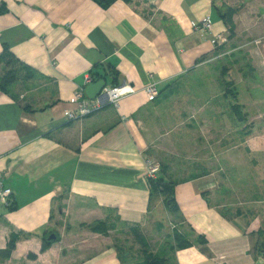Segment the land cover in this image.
Segmentation results:
<instances>
[{
  "label": "crops",
  "instance_id": "1",
  "mask_svg": "<svg viewBox=\"0 0 264 264\" xmlns=\"http://www.w3.org/2000/svg\"><path fill=\"white\" fill-rule=\"evenodd\" d=\"M261 3L117 0L102 7L97 0H0V56L8 46L40 75L21 79L11 93L0 88V177L14 205L0 199V264H145L137 229L146 249L168 264H264L257 217L249 222L242 212L224 213L230 208L219 203L229 183H264L254 170L264 156L258 126L264 125V9L255 13ZM223 4L236 11L234 35L220 16ZM207 17L214 24L206 32L198 26ZM228 58L232 71L248 74L246 88L239 75L228 76L229 87L214 82L211 64ZM3 72L0 63V82ZM88 73L96 75L92 83L128 82L136 93L119 108L67 121ZM152 81L160 95L150 100L145 87ZM226 86L237 97L226 96ZM234 103L243 106V121ZM242 123L251 126L240 130ZM233 149L246 159L235 161L240 181L221 180L214 159ZM169 155L206 159H195L203 168L176 185L177 211L164 212L147 160L158 158L171 176L169 159L161 158ZM244 177L252 179L247 186ZM175 233L189 245L179 246Z\"/></svg>",
  "mask_w": 264,
  "mask_h": 264
},
{
  "label": "rangeland",
  "instance_id": "2",
  "mask_svg": "<svg viewBox=\"0 0 264 264\" xmlns=\"http://www.w3.org/2000/svg\"><path fill=\"white\" fill-rule=\"evenodd\" d=\"M261 2L262 3L256 7L255 13H256V11L258 12V9L260 7H262V9H264V6H263L264 0H261ZM246 59H247V57L245 58V60ZM252 61H250V59H249V63H251L250 65L254 66V61H253V63H252ZM233 62H234V60H233ZM249 63H247V64L249 65ZM211 66L213 67V69L217 68L215 73H214V80H215L214 82H216V84L217 83L221 84V81L224 80L223 79L224 74L223 75L221 74V69L228 67L229 71L231 72L234 69V67L236 68L235 62L232 63V59H229V58L218 60V61L216 60V62L211 64ZM248 67L249 66H246V68H245L247 73L249 72ZM243 70H244V68H243ZM237 75H239L240 80L244 81L242 83L244 85V88H246L245 85L249 84L248 74H246L247 77H245L241 72H240V74H237L236 71H232L231 73H229L228 75L225 76V79H228V76L230 79H233V78L237 77ZM201 79H203V78L201 77ZM240 90H242V86H240ZM169 103H171V101ZM163 106L168 107L169 106L168 102H165ZM244 125H245V123L240 124V130L241 129L247 130L251 126V125H248V126H244ZM258 126H261V128L264 127V125H258ZM262 141L264 142V139H262ZM187 142H190V141H187ZM193 144H195V142L191 141L190 145H193ZM197 144H200V142ZM191 148H193V147H191ZM235 151H236V149H233L230 152L231 155H229V157H228V155H226V157H220L219 160H218V158L214 159L213 166L215 167V169H217L218 166L222 169L221 171H217L215 173L216 176L218 178H220L221 180H225L227 177L228 181H240V172H237L238 174L236 172H234L237 169L236 165H235V163H236L235 161L238 158L243 163H246V159L244 157L243 152H240V156H237L235 154ZM161 158H165L166 159L165 161H168V159H169V161H170L169 172L171 173V177L177 178L178 180H182L181 179L182 177L184 178L185 176H188L190 173H195V172H197V170L199 171L203 168V164H201V167L199 166V164L198 165L194 164L195 159L197 161H199L200 163H204L203 160L206 159V157H201V156L194 158V156H192V155L189 158L185 157V156H180L179 158H177V160H173V157L171 155L164 156ZM261 159L263 162L257 161V162H261V165H257L256 167H254V170L257 169L259 172V179L256 178L257 181L258 180L261 181V179L264 178L263 177L264 156ZM153 160H154V158H153ZM154 161L162 164L158 158H156ZM249 167L251 169V166H249ZM254 170H252V171H254ZM226 171H229V172H226ZM241 172H243L244 174H248V175L252 174L251 171L247 172L245 170L244 171L241 170ZM234 174H235V176H234ZM251 181H252V179L248 178V177H244L241 179V182H243L242 183L243 185H246L247 183L250 184ZM229 185H232V183H229L228 186L225 189H223V194H222L223 198L221 199V201H219V203H222V204L228 206L230 208V214L231 215H240V212H242L244 214L245 219L249 222H251L249 220L250 218H253L254 216L257 217V220H258L257 223H258V226L260 227L259 231L263 230L264 222L263 221L260 222L258 217L260 215H264V183H262V186H260V187H252L254 185L256 186V183H251L249 186L246 185L247 187H241V188L240 187H230ZM156 195L160 196L162 194L157 193ZM155 203H156V201H155ZM161 204H162V206H161L162 210L164 212H167L169 209L167 208L165 202H161ZM248 208L253 209L255 211V214L251 215L252 211L245 212V210ZM262 217H264V216H262ZM261 236H262L261 243H263L264 242L263 234ZM153 244H155L157 246L160 245L159 243L156 244L155 242L152 243V245ZM138 254H140V253H138ZM139 257H142L141 254Z\"/></svg>",
  "mask_w": 264,
  "mask_h": 264
},
{
  "label": "trees",
  "instance_id": "3",
  "mask_svg": "<svg viewBox=\"0 0 264 264\" xmlns=\"http://www.w3.org/2000/svg\"><path fill=\"white\" fill-rule=\"evenodd\" d=\"M99 4L102 7H108L109 5L113 4L117 0H97ZM126 2H131L132 0H124ZM219 13L221 18L224 20L226 25L229 28L230 34L234 35L235 34V28H234V15L236 13L235 9L232 7L227 6L226 4H223L222 7L219 8ZM0 63L4 65V72L3 76L0 82V88L2 91L6 93H11L12 92V87L15 83L18 81L22 80H34L40 77V75L35 71L33 68L30 66L24 64L22 61H20L10 50L8 46H5L4 52L0 56ZM224 75H223V82H225L228 87L231 85V81L228 79H225V76L229 72V68L225 67L224 68ZM93 80L95 79L96 75L92 74ZM227 86L225 87V95H233L237 97L236 90L232 88H228ZM26 110H32L28 107L25 108ZM233 111L236 115H239L240 121H243L246 117L243 111V106L238 103H234L233 105ZM184 180V179H182ZM181 182V180L174 179L171 176L168 175V167L166 165L161 164V172L160 175L157 179H151L150 183L152 185V189L154 191V194L156 195L157 193L162 194L165 199L164 202L167 206V208L170 211H177L178 205L176 203V197H175V187L176 185ZM170 201V204H169ZM12 209L14 207L13 202L9 206ZM230 212V209L224 208V213ZM260 235H262V230L259 232ZM176 237L179 241V246H187L189 245V242L187 239H185L181 234L175 233ZM135 237L136 239L143 244V247L145 248L144 250V258H145V264H168V257H164L160 253H152L148 248L146 247L148 245L147 240L143 237V234L138 231V229L135 231ZM51 243V241L46 240L44 242L43 249L47 248L48 245ZM15 248V240L11 239L8 248L5 250V253L9 256L13 249ZM260 253L264 254V242L258 245V248Z\"/></svg>",
  "mask_w": 264,
  "mask_h": 264
},
{
  "label": "built area",
  "instance_id": "4",
  "mask_svg": "<svg viewBox=\"0 0 264 264\" xmlns=\"http://www.w3.org/2000/svg\"><path fill=\"white\" fill-rule=\"evenodd\" d=\"M213 20L211 17H207L202 23L199 24L198 28L204 31H212ZM93 76L91 73L85 75L84 87L80 88L75 92L70 103L72 107L65 113L67 121H76L93 115L108 106L119 108L121 106V100L136 93V89L129 84L124 82L117 86H106L101 94L96 98H88L85 94V87L92 83ZM145 92L150 100L157 98L160 95V89L158 83L155 81L149 82L145 87ZM161 172L160 163L148 159L147 160V176L149 180L157 179ZM13 192L8 188L3 178L0 177V199L1 201L10 206L12 204Z\"/></svg>",
  "mask_w": 264,
  "mask_h": 264
},
{
  "label": "water",
  "instance_id": "5",
  "mask_svg": "<svg viewBox=\"0 0 264 264\" xmlns=\"http://www.w3.org/2000/svg\"><path fill=\"white\" fill-rule=\"evenodd\" d=\"M107 86L106 80H100L95 83H92L86 87L85 94L88 98H96L101 94L103 89ZM170 204V201H169ZM55 238V236H51L50 239Z\"/></svg>",
  "mask_w": 264,
  "mask_h": 264
}]
</instances>
